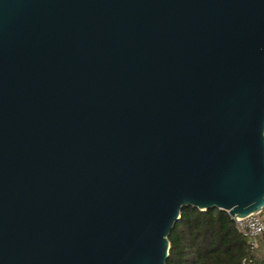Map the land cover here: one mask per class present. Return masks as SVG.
<instances>
[{"label":"water","instance_id":"95a60500","mask_svg":"<svg viewBox=\"0 0 264 264\" xmlns=\"http://www.w3.org/2000/svg\"><path fill=\"white\" fill-rule=\"evenodd\" d=\"M185 207L264 208V0H0V264H165Z\"/></svg>","mask_w":264,"mask_h":264},{"label":"trees","instance_id":"16d2710c","mask_svg":"<svg viewBox=\"0 0 264 264\" xmlns=\"http://www.w3.org/2000/svg\"><path fill=\"white\" fill-rule=\"evenodd\" d=\"M167 239L165 264H264V236L251 249L227 213L218 209L183 208Z\"/></svg>","mask_w":264,"mask_h":264},{"label":"built area","instance_id":"2783aa9c","mask_svg":"<svg viewBox=\"0 0 264 264\" xmlns=\"http://www.w3.org/2000/svg\"><path fill=\"white\" fill-rule=\"evenodd\" d=\"M237 231L247 240L251 249L257 245V237L264 236V210H260L254 214L241 220H234Z\"/></svg>","mask_w":264,"mask_h":264}]
</instances>
